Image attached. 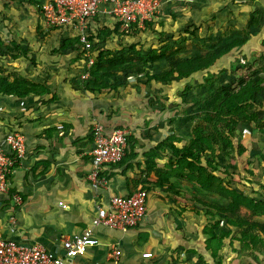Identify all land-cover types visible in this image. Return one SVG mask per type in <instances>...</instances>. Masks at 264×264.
Listing matches in <instances>:
<instances>
[{
    "label": "crops",
    "instance_id": "0c3cea01",
    "mask_svg": "<svg viewBox=\"0 0 264 264\" xmlns=\"http://www.w3.org/2000/svg\"><path fill=\"white\" fill-rule=\"evenodd\" d=\"M35 1L39 5L45 2ZM237 1L228 4L226 0H165L160 11L163 9L164 15H183L194 24L207 20L210 34L217 30L210 28L213 24L219 30L222 28L216 20L228 22L229 17L232 18L229 24L236 29L243 27L240 24L243 18L237 16L241 6ZM258 1L247 3L254 6ZM39 13L37 5L26 0H13L4 8L0 6V14L5 18L0 26V67L6 71L3 76L10 80L24 77L27 87L33 88L30 84H35V90L39 91L24 96L0 93V139L9 131H17L24 136L26 146L24 158L9 175L8 192L0 191V236L23 243H40L61 254L63 238L91 229L97 244L73 259L79 264H113L107 257L112 245L119 250L118 264H264V242L231 241L232 237L238 238L235 233L223 237L213 255L204 233L210 220L198 216L202 213L194 211V204L197 208L202 205L182 191L173 196L160 187L148 190L145 218L126 232L92 227L97 206H107L110 196L133 193L134 178L155 179L153 171H144L145 161L167 132L157 131L161 122H156V111L146 107L145 101L149 86L155 89L158 83L144 82L142 74L126 73L127 81L120 76L121 85L112 91L86 89L81 76L87 71V53L76 40V30L49 29ZM10 17L13 26H5ZM104 25L113 28L114 21L99 12L88 25V32L96 34L95 29ZM226 34L230 33L222 36ZM253 37L262 43L264 23ZM119 46L123 45L115 39L97 42L96 50L90 54L95 59L98 47ZM96 124H101L107 132L126 129L135 155L121 164L104 166L101 175L105 183L94 188L88 173L92 168V129ZM243 137L249 140L250 150L257 156L264 152V133L244 131ZM166 159V154H160L156 162L161 166ZM15 195L21 197V203L14 200ZM144 252H151L152 257H142Z\"/></svg>",
    "mask_w": 264,
    "mask_h": 264
},
{
    "label": "trees",
    "instance_id": "16d2710c",
    "mask_svg": "<svg viewBox=\"0 0 264 264\" xmlns=\"http://www.w3.org/2000/svg\"><path fill=\"white\" fill-rule=\"evenodd\" d=\"M0 1L4 8L13 0ZM26 1L37 5L38 12L41 13V5L35 0ZM263 18L264 14L261 11L251 9L245 25L237 29L235 36H231V33V35L226 34L224 37H230L223 44L209 47L204 52L193 55L182 54L180 43L184 38L180 39L179 43H162L146 50L138 42H132L127 48L117 51L98 49L89 68V77L83 83L86 89L109 92L121 85L118 83L120 76L123 81H127L126 73H133L136 76L142 74L145 78L144 82L161 85L190 78L196 72L209 70L221 57L245 45L264 23ZM145 24L148 28L152 27L150 21ZM118 29V23H114L113 28L104 25L95 29L96 34L88 32V39L92 43L95 40L105 42L115 34L119 35ZM135 29L127 34L136 33ZM151 29L153 33H158L155 29ZM191 34L194 35V32ZM76 40L79 42L78 37ZM6 53L10 56L8 52ZM21 53L25 55L24 52ZM162 62L165 65L159 70L147 69ZM257 69L251 73H243L238 80H233L228 85L214 86L211 76L205 77L206 88L205 85L202 86L209 99L204 101V106L192 114L188 132L183 129L181 135H176L175 131H170V134L157 142L147 154L144 171H153L155 179L152 181L149 176L145 181L141 180L142 176L133 179L135 191L142 190L147 193L154 187H160L168 190L173 196L179 195L182 191L190 195L196 204H201L202 208H197L195 205L193 208L210 220L204 228V233L207 235L206 244L212 249L213 255L222 238L230 233L238 234V238L232 237L231 241L239 239L244 243L245 241L253 243V240L261 244L264 242V183H257V188L251 187L250 192L239 189L237 185L243 181L241 175L234 176L233 172L224 171L219 162L221 159L229 158L234 152L237 156H242L247 151V147L240 141L244 131H249L251 134L256 131L264 133V121H262L264 64ZM5 72L0 67V93L24 96L30 91L39 92L35 90V84H30L33 88L27 87L24 77L17 76L10 80L7 75L3 76ZM110 78L114 80L109 83ZM146 107L150 108V106ZM127 145L120 164L135 155L130 137H127ZM160 154H166L167 157L161 166L156 162ZM257 161L264 163L263 151L258 153ZM228 164L226 166L228 169L236 167L232 159ZM245 169L254 180L258 179L256 175L259 174ZM217 173L228 176V180ZM220 224L223 227H219Z\"/></svg>",
    "mask_w": 264,
    "mask_h": 264
},
{
    "label": "built area",
    "instance_id": "2783aa9c",
    "mask_svg": "<svg viewBox=\"0 0 264 264\" xmlns=\"http://www.w3.org/2000/svg\"><path fill=\"white\" fill-rule=\"evenodd\" d=\"M165 0H45L41 5L43 24L49 29L71 27L77 32L79 43L87 53V71L82 80L89 77V68L96 50L88 39V25L101 12L119 24L121 32H129L133 26L143 28L160 12ZM128 131L115 128L107 132L101 124L92 129L93 148L91 150L92 168L88 179L92 187L105 183L101 171L106 165L118 164L125 156ZM26 152L24 136L17 131H9L0 139V191L8 192L9 175L14 166L24 158ZM17 203L22 199L14 196ZM146 192L136 190L129 195H112L107 206H97L92 218V227H107L121 232L135 227L146 216ZM97 244L91 229L62 239V253L57 254L46 249L40 243H23L0 236V264H79L74 262L90 247ZM113 264H118L119 250L112 245L107 252ZM142 257H152L151 252L142 253Z\"/></svg>",
    "mask_w": 264,
    "mask_h": 264
},
{
    "label": "rangeland",
    "instance_id": "374dc122",
    "mask_svg": "<svg viewBox=\"0 0 264 264\" xmlns=\"http://www.w3.org/2000/svg\"><path fill=\"white\" fill-rule=\"evenodd\" d=\"M250 1L251 0L237 1L240 2L239 4H241L239 10L242 12L240 13L239 11L237 16L243 18L242 21L240 20V24L243 26L248 19L251 9L254 7L257 6L258 10L264 14V2L261 3L259 0L258 3H256L257 5L253 6V4L250 5L247 3ZM226 2L231 4L233 3V0H226ZM1 4L2 3L0 1V6ZM228 4L224 5V7H228ZM162 10L156 14L152 20H150L152 27L148 28L146 24H144V27L140 28V30L134 26L133 29L136 28V33L133 32L134 34L130 35L127 34V32H121L118 29L119 35L115 34L111 39H115L116 42L120 41V45L123 46L109 50L117 51L119 49L127 48V46L132 42H138V44H140L144 50H146L150 47H157L162 43H179V40L184 38V41L180 43L182 54L193 55L202 51L204 52L209 47L223 44L224 41L230 37L222 36L224 33L229 32L232 34H229L231 36H235L237 34L236 27L228 23L229 20L232 19L231 17L228 18V22L216 20V23L221 22V24L218 23L219 25H222L221 30H219L216 26L214 27L213 24V26L210 28H216L217 30L214 33L208 34L209 31L206 29V25L208 24L207 20L204 22V19H202L199 24L194 21L196 23L194 24L191 19L185 18L183 15L180 17H178L175 13L174 16H172L171 13H166L164 15ZM184 11L187 12L186 8ZM189 12L192 13L191 10ZM199 18H197V20H199ZM4 21L5 20L3 19V16L0 15V26ZM213 21H215V19H212L211 23H214ZM10 24L13 26L11 23V17L9 19V23L7 22L5 26H9ZM235 25L238 26V24ZM151 28L155 29L158 33H153ZM191 32H194V35H192ZM98 49L99 47L97 50ZM227 58L229 59V63H227ZM263 64L264 39L262 43H259V41L255 40V37H251V39L240 49L232 51L231 53L221 57L219 61L209 70L194 73L192 75V80L187 81V78L181 81H172L167 85L157 84L155 89H152V87L149 86L148 92L150 93H148L149 97L145 101V104L148 103L150 109L156 111V122H161V128L158 127L157 131L161 132L164 130L167 132V134H170V131L173 130V132L175 131L176 135H181L183 133V129L186 131V133L188 132L190 128L189 119H191L192 114L196 113L199 108L204 106V101L209 99L206 97V93H204L206 88L205 77L211 76L212 80L214 81V86H218L219 84L228 85L229 82L238 80V78H240L243 73H251L256 71L258 70L257 68ZM164 65L165 64L163 62L156 63L154 66H151L147 69L150 71L159 70L160 68L164 67ZM202 85H205V88ZM207 89H209V86ZM183 98L185 100H183ZM262 109H264V107ZM262 118H264V116ZM240 141L246 147L249 145V140H247L245 137L241 138ZM250 147L252 146L249 145L247 151L242 156H237L234 152L233 154L229 155V158L224 160L221 159L219 161L221 162L220 166L224 171H231L234 173V176L241 175V180L243 181H241L237 187L239 189L245 190L246 192H250L251 187L256 189L257 183H264V165H261V162L257 161L258 156L255 154L256 152H253L254 150H250ZM231 159L233 164L236 165L234 169H228L226 167L229 165L228 162L231 161ZM245 168L252 170L254 174H259L256 175L258 176V179L254 180L253 176H250L246 173ZM217 174L225 177L224 179L226 181L229 178L228 176H224L222 173ZM246 178H248V181H246ZM198 216L203 217V214Z\"/></svg>",
    "mask_w": 264,
    "mask_h": 264
}]
</instances>
